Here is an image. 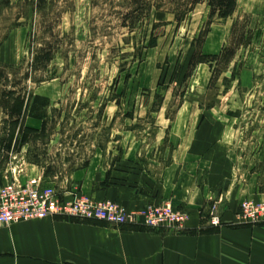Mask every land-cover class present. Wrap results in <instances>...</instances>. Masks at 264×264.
I'll return each instance as SVG.
<instances>
[{"label":"rangeland","instance_id":"rangeland-1","mask_svg":"<svg viewBox=\"0 0 264 264\" xmlns=\"http://www.w3.org/2000/svg\"><path fill=\"white\" fill-rule=\"evenodd\" d=\"M218 2L0 0V190L154 187L204 121L264 184V0Z\"/></svg>","mask_w":264,"mask_h":264},{"label":"crops","instance_id":"crops-1","mask_svg":"<svg viewBox=\"0 0 264 264\" xmlns=\"http://www.w3.org/2000/svg\"><path fill=\"white\" fill-rule=\"evenodd\" d=\"M213 131L205 121L200 127L188 126L186 133L195 135L193 148L201 150L200 157L189 161L182 152L165 166L154 187L97 188L89 180L79 186L80 193L130 212L171 203L189 211L183 227L117 224L61 214L22 221L0 227V264H264V223L239 216L243 201L264 202L261 172L235 163L218 144L204 149L206 134ZM215 203L219 225L211 222Z\"/></svg>","mask_w":264,"mask_h":264},{"label":"built area","instance_id":"built-area-1","mask_svg":"<svg viewBox=\"0 0 264 264\" xmlns=\"http://www.w3.org/2000/svg\"><path fill=\"white\" fill-rule=\"evenodd\" d=\"M212 221L221 222L218 206L214 205ZM51 214L69 217L98 218L114 223L143 222L151 227L180 228L189 216L188 210H176L171 203L149 204L142 211H127L123 207L75 192L63 199L55 188L42 185L33 177L26 183H11L0 190V227ZM239 216L246 221L264 223V202L247 199L242 202Z\"/></svg>","mask_w":264,"mask_h":264},{"label":"trees","instance_id":"trees-1","mask_svg":"<svg viewBox=\"0 0 264 264\" xmlns=\"http://www.w3.org/2000/svg\"><path fill=\"white\" fill-rule=\"evenodd\" d=\"M212 2H213V0H210L211 5H213ZM235 4H236V0H219V2H218V5L220 8H222V6H226L228 8H231L232 10L234 9ZM218 10L221 11V9H218ZM221 14L223 17L229 15V13H227L225 11L223 13L221 12ZM13 111H14V109H13Z\"/></svg>","mask_w":264,"mask_h":264},{"label":"bare ground","instance_id":"bare-ground-1","mask_svg":"<svg viewBox=\"0 0 264 264\" xmlns=\"http://www.w3.org/2000/svg\"><path fill=\"white\" fill-rule=\"evenodd\" d=\"M258 202V201H257ZM263 202V201H262ZM241 205H242V203H241ZM52 215H57V214H51V215H48V216H52ZM48 216H46V217H48ZM45 218V217H44ZM35 219H42V218H35ZM31 220H33V219H31ZM26 221H29V220H26ZM6 226V225H5Z\"/></svg>","mask_w":264,"mask_h":264}]
</instances>
